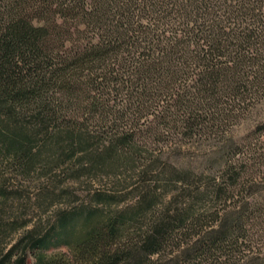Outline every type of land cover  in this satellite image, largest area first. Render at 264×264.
Returning <instances> with one entry per match:
<instances>
[{"label":"trees","instance_id":"obj_1","mask_svg":"<svg viewBox=\"0 0 264 264\" xmlns=\"http://www.w3.org/2000/svg\"><path fill=\"white\" fill-rule=\"evenodd\" d=\"M263 102L264 0H1L3 157L28 172L40 141L52 167L63 155H79L90 173L116 176L123 168L137 180L160 174L151 156L164 145L214 139L221 157L218 183L203 191L197 213L164 212L136 233L128 229L131 214L100 218L90 210L77 232L64 231L62 216L59 243L68 245L72 263L45 258L40 250L50 243L40 236L31 242L33 264H190L233 250L244 225L264 218L259 203L234 204L181 255L161 253L185 219L201 221L225 195L223 186L248 185L252 195L264 184V115L240 140L226 135ZM143 185H135L137 205H145L135 216L148 203ZM115 241L123 248L113 250ZM259 254L243 262L264 264ZM15 264H25V251Z\"/></svg>","mask_w":264,"mask_h":264},{"label":"rangeland","instance_id":"obj_2","mask_svg":"<svg viewBox=\"0 0 264 264\" xmlns=\"http://www.w3.org/2000/svg\"><path fill=\"white\" fill-rule=\"evenodd\" d=\"M263 115L264 102L231 128L227 137L240 140ZM32 147L36 155L28 172L0 152V264H15L24 251L25 264H33L35 251L31 249V242L40 236H46L50 243L40 250L45 258L62 256L72 263L68 245L59 243L63 236L58 222L62 216H66L68 222L64 231L75 228L77 232L78 220L90 210L100 218L131 214L133 221L128 229L136 233L164 212L185 218L188 212L197 213L205 198L203 191L212 189L214 182L216 184L219 180L221 157L217 152L218 142L214 139L201 145H164L160 147V155H157L156 149L151 159L158 166L154 173L160 174H147L138 180L136 171L123 168L116 176L102 174L98 168L92 170L95 173H90L88 169H82L83 162H77L79 155H63L58 161L60 165L52 167L48 163L51 156L47 147L40 141L34 142ZM149 162L150 159L144 160L145 164ZM139 183H144L139 190L144 193V202L148 203L144 212L135 216L136 207L145 206L143 202L137 205L135 185ZM223 187L225 197L222 195L214 202L201 221L185 219L187 227L180 231L177 239L162 248L165 258L181 255L192 244L202 240L210 229H216L232 212L234 204L256 202L264 207V184L253 187L256 192L252 195L248 194L251 192L248 185L234 191ZM216 212L219 215L217 220L214 218ZM244 227V240L239 238L237 244L232 245L233 250L228 249L222 256L215 253L212 257H201L190 264H249L243 260L250 255L264 253V218L257 217ZM13 247V254L8 260L4 256ZM116 248H123V241H115L112 249Z\"/></svg>","mask_w":264,"mask_h":264}]
</instances>
